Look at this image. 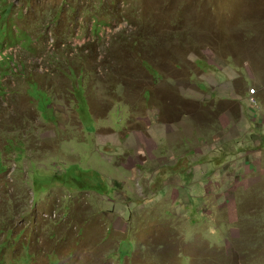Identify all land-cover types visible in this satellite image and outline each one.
Segmentation results:
<instances>
[{
    "label": "rangeland",
    "instance_id": "374dc122",
    "mask_svg": "<svg viewBox=\"0 0 264 264\" xmlns=\"http://www.w3.org/2000/svg\"><path fill=\"white\" fill-rule=\"evenodd\" d=\"M24 1L0 0V264H264V0ZM40 212L35 259L3 242Z\"/></svg>",
    "mask_w": 264,
    "mask_h": 264
},
{
    "label": "clouds",
    "instance_id": "9594fccd",
    "mask_svg": "<svg viewBox=\"0 0 264 264\" xmlns=\"http://www.w3.org/2000/svg\"><path fill=\"white\" fill-rule=\"evenodd\" d=\"M14 4H15V8H14V12H16L18 15L17 16H20L21 14H32L33 13V11H34V13L36 14V15H38V10L39 9H37V8H35V7H33V9H32V7H30L29 6V4H28V2L27 1H24V0H14ZM19 9V10H18ZM33 13V14H34ZM32 17H33V15H32ZM27 19H29V18H27ZM32 19V22H34L35 24L37 23L36 22V20L34 19V18H31ZM55 19H53V18H50L49 19V22H51V21H54ZM62 20H60L59 21V19H58V21L56 22L57 23V27H58V25H60L62 28L63 27H65V24L64 23H62L61 22ZM55 23V24H56ZM54 24V25H55ZM103 23H95V25L93 26L94 28H92V29H94L93 31L95 32L93 35H95V37L96 38H100L101 37V41L104 43V33H109L111 30H110V26L109 25H106V24H104V25H102ZM47 25V24H46ZM45 25V26H46ZM122 27H124L123 25H124V23H121L120 24ZM36 26H41L40 24H38V25H36ZM45 26H41V28H42V30L41 31H43L44 29H46L47 30V28H45ZM41 28H33V30L34 31H30V33L32 34V35H34V32L36 33L37 31H39V29H41ZM103 29H105L106 30V32H104L103 31ZM113 30H115V29H113ZM41 38H42V40L46 43V46H50V47H55L56 46V44H55V41H54V39H53V37L50 35L49 36V38H48V40H47V34H45V33H43L42 35H41ZM77 41H79V38H77L75 35H74V37L68 42V44L66 45V44H64L63 45V49H66L67 48V46H71L73 49H74V52H76V55H78V57H80L81 55H80V52L78 51V46L77 45H74L73 43H75V42H77ZM100 41V42H101ZM15 52V50L14 49H11V50H9V51H5L4 53H2L1 54V57L0 58H3L4 57V55L5 54H9V53H14ZM65 55L67 56V54L65 53ZM30 56H34L35 57V59H37V57H36V55H33V54H31V53H25V55H24V59H26L25 61H26V70H27V65L28 64H32V63H35V59H33L32 61L31 60H29V58H30ZM71 57L73 56V55H70ZM42 59V57L41 58H38V61H40ZM15 68L16 69H19L17 66H15ZM32 69V68H31ZM41 69V68H40ZM43 71V70H42ZM226 75H228L227 73V70L226 71H223ZM33 73L35 74V73H37V74H40L39 73V71L37 70L36 72L33 70ZM35 76H36V78H38V76L35 74ZM233 77H234V73H233ZM232 79V78H231ZM15 80H16V78H15ZM119 86H120V88L121 89H123V90H125V84H119ZM124 139H125V137H123ZM42 202L39 204V205H37V206H33V204H32V206L33 207H35V208H40V207H42ZM51 212V215L52 216H54V217H56V216H59V214H58V212L57 211H50ZM50 218V216L49 217H47V214H45V212H40V213H37V214H32L29 218H23L22 219V221L23 222H18L17 223V226H18V228L17 229H15V231H12L11 229L10 230H6L5 232H2L3 234H5V239H4V241L3 242H5L6 243V241L7 240H9L8 239V233H10V232H14V236H17L16 235V231L18 230V231H28V230H33V229H35V228H37L39 225H41V224H43L45 221L44 220H46V219H49ZM42 221V222H41ZM80 234V233H79ZM30 235V233H27L26 234V236H29ZM66 235H61L60 236V238H61V240H63V239H65L66 237H65ZM82 237V236H81ZM10 242H12L11 240H9L8 241V244L10 243ZM33 259H35V258H33ZM34 261V260H33ZM32 261V262H33ZM50 263H52V262H50ZM49 263V264H50Z\"/></svg>",
    "mask_w": 264,
    "mask_h": 264
},
{
    "label": "crops",
    "instance_id": "0c3cea01",
    "mask_svg": "<svg viewBox=\"0 0 264 264\" xmlns=\"http://www.w3.org/2000/svg\"><path fill=\"white\" fill-rule=\"evenodd\" d=\"M53 19L57 20L56 17H54ZM60 20H62V19L59 18V21ZM26 21H27L28 25L31 26L32 28H34V27H36V25H38V23L35 24L34 22H32V19L31 18L26 19ZM239 79L240 78L236 74L232 79H230L228 81L227 84H225L226 88L229 89L230 87H232L234 85L233 83L236 82V81H239ZM235 86H236V84L234 85V87ZM223 88H225V87H223ZM232 111H235L236 117L233 120H231V122L229 120H226V121H227V124L230 125V127L233 129L234 127L237 126L236 124H238V122H240V117H239V111H238V109H236V110L233 109ZM236 121H238V122H236ZM224 127H226V126H224ZM125 140L128 141V143H129V138L128 137H125ZM260 145L262 147H264V144L261 143V142H260L259 146ZM160 156L162 158H164V155L163 154H160ZM133 160H131V159L128 158L129 163H133L135 165H138V164H136V163H139L138 158H135L136 161H133ZM45 227L46 226H44L43 224H41L37 228H35L33 230H28V231H18L17 230L15 232L17 236L20 235L22 232H23V234H25L24 237H23V240H25V245H26L27 248L30 249V253L33 255V258L35 257V255L31 252V249H33L32 244L40 245L41 242H48L49 241V235H48V233L45 232V230H46ZM27 233H30V235L29 236H26ZM50 240H55V237H52Z\"/></svg>",
    "mask_w": 264,
    "mask_h": 264
}]
</instances>
